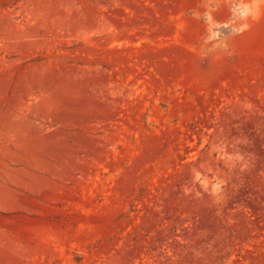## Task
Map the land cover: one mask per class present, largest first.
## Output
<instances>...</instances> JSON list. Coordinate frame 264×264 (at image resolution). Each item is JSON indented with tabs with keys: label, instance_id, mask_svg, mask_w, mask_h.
<instances>
[{
	"label": "rangeland",
	"instance_id": "1",
	"mask_svg": "<svg viewBox=\"0 0 264 264\" xmlns=\"http://www.w3.org/2000/svg\"><path fill=\"white\" fill-rule=\"evenodd\" d=\"M0 264H264V0H0Z\"/></svg>",
	"mask_w": 264,
	"mask_h": 264
}]
</instances>
